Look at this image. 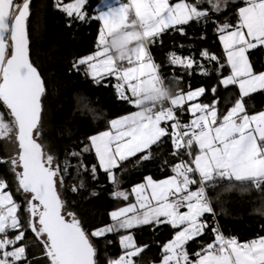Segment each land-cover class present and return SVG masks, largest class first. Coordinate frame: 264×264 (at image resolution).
I'll return each mask as SVG.
<instances>
[{"label": "snow or ice", "instance_id": "1", "mask_svg": "<svg viewBox=\"0 0 264 264\" xmlns=\"http://www.w3.org/2000/svg\"><path fill=\"white\" fill-rule=\"evenodd\" d=\"M205 2L212 12H221L237 0H116L115 5L109 3L106 10H96L90 17L101 25L95 50L77 59L73 69L83 70L96 84L103 81L108 86L106 82L115 79L117 98L137 110L110 120L107 130L88 137L89 143L70 155L82 157L94 151L98 165L91 166L92 179H97L99 168L114 185L118 184L115 170L123 162L138 153L143 155L137 164L152 159V147L164 144L165 138H170L171 155L178 162L171 166L173 174L162 180L147 176L131 193L114 191V198L128 201L132 195L134 202L111 211L112 223L89 234L62 195L70 167L67 156L61 164L42 142L46 82L30 55L31 0H0V140L12 146V154L0 157V164L9 165L15 191L24 198L22 215V205L11 190H5L9 184L0 178V264H33L35 257L29 259L27 254L29 229L43 246L46 264H98L91 237L150 224L174 230L173 238L162 245L160 264H264V236L241 242L225 236L218 224L212 228L215 239L211 243L192 254L186 247L209 227L206 214L215 219V204L223 211L224 196H243L256 190L264 197V111L250 114L246 106V98L264 90V71L255 72L250 60V50L264 47V0H242L235 24L225 19L216 25L223 61L206 49L200 53L218 65L219 86L238 89L239 95L226 113H220L218 97L210 104L189 103L205 95L204 87L193 90L189 84L187 92L178 89L169 95L161 65L154 62L148 48L170 29L184 34L182 26L192 21L206 23L210 13L199 7ZM87 4L88 0L64 4L56 0L54 7L69 18L85 21ZM136 27L149 43L117 61L108 47L109 38ZM169 62L187 69L189 76L194 65L201 75L211 74V69L192 56L171 53ZM225 67L230 69L227 76L222 75ZM172 78L177 82L183 79ZM211 92L216 96L217 87ZM178 111L189 114L190 120L183 123ZM77 168V175L89 171L82 159ZM85 186L80 179L71 191ZM254 211L264 214V198ZM119 242L122 254L109 259L108 264H136L134 258L148 247L138 246L130 233L120 235Z\"/></svg>", "mask_w": 264, "mask_h": 264}, {"label": "trees", "instance_id": "2", "mask_svg": "<svg viewBox=\"0 0 264 264\" xmlns=\"http://www.w3.org/2000/svg\"><path fill=\"white\" fill-rule=\"evenodd\" d=\"M22 0H17L20 2ZM72 0H62V4ZM56 0H31L30 18L28 21L30 33L31 59L42 73L46 82V96L44 97V132L42 142L47 150L54 154L63 164L67 156L70 167L65 177V187L62 189L63 198L67 201L71 210L81 218L82 224L90 234L93 230L102 228L112 223L109 213L126 204L132 203V195L128 201L114 198V191H131V189L152 176L156 180L164 179L173 173L171 166L178 162L172 153L170 138H165L161 146H153V158L147 161L136 162L143 153L130 158L122 163L121 168L115 170L118 184L114 185L102 170L97 172V179L91 177V166L98 165L94 151L83 153L82 157L71 156L70 153L80 152L88 137L109 128V121L124 114L134 111L136 108L129 103L119 100L115 89V79L96 84L90 77L84 75L83 70L77 72L73 69V63L82 57L92 54L100 28V23L90 17L96 15L95 6L98 0H90L86 5L87 17L85 21L74 20L66 16L64 12L54 7ZM236 5L229 4L228 8L221 12H210L207 22H190L181 34L176 30H168L161 35L160 42L155 41L149 46V51L154 62L161 65L166 83L175 95L178 89L185 92L204 87L206 93L200 97L203 102L211 103L219 98L218 108L220 113H225L235 102L239 95L235 86L225 89L218 85L219 78L214 61L209 62L201 57L202 50H208L224 59L222 45L218 39L216 25L227 19L230 23L236 21ZM71 24V26H69ZM201 37H204L203 39ZM175 53L181 57L192 56L199 63L211 69L210 75H201L200 69L193 66L192 75L188 70L179 66H173L169 62V56ZM250 60L256 72L264 71V49L258 47L250 50ZM83 69V66H81ZM229 73V68L222 70V75ZM173 76H182L177 82ZM216 86L217 93L213 96L211 89ZM247 109L250 113L264 108V90L252 94L247 99ZM187 108V106H184ZM177 115L183 123H187L189 114ZM169 125L171 122H168ZM0 157H5V151L0 142ZM81 159L88 167V172L80 171L77 175ZM0 178L9 184L8 190L13 192L14 199L22 205L23 198L16 193L13 177L8 170L7 163L0 164ZM80 179L85 181V188L78 192L71 191L73 185H78ZM95 192L96 195H92ZM262 194L252 190L249 194L224 196L223 211L220 204L214 208L219 216L223 231L230 237H237L239 241H249L257 236H264V214L254 211L261 205ZM26 219V216H25ZM26 226V224H25ZM133 233L138 246L148 247L140 256L134 258L136 264H155L161 260V248L164 243L171 240L174 230L167 225H143L127 232L109 233L103 237H94L97 248L98 264H108L109 259H116L122 254L119 236ZM31 242L27 249L29 259L33 264H46L43 260V246L35 240L31 230L26 233ZM215 239L212 229L205 230L201 237L194 238L186 247L189 253H195L203 245L211 243ZM111 241V243H108Z\"/></svg>", "mask_w": 264, "mask_h": 264}, {"label": "clouds", "instance_id": "3", "mask_svg": "<svg viewBox=\"0 0 264 264\" xmlns=\"http://www.w3.org/2000/svg\"><path fill=\"white\" fill-rule=\"evenodd\" d=\"M149 43L148 39L144 37L143 31L140 27H136L129 30H121L114 33L108 40V47L111 50L112 55L117 61L122 58H126L129 54L144 45ZM171 89L168 90V94L171 95Z\"/></svg>", "mask_w": 264, "mask_h": 264}, {"label": "rangeland", "instance_id": "4", "mask_svg": "<svg viewBox=\"0 0 264 264\" xmlns=\"http://www.w3.org/2000/svg\"><path fill=\"white\" fill-rule=\"evenodd\" d=\"M90 0H88V2H89ZM73 2V0L72 1H70V2H67V3H72ZM125 2H126V0H125ZM171 2H175V0H171ZM19 3H22V1H20ZM109 3H111V4H113V5H115V3H116V0H98V2H97V5L95 6V13H96V10H106V8L109 6ZM199 7H201L202 9H207L208 11H209V13L210 12H212V10H211V8H210V5L208 4V3H205V5H201V6H199ZM86 8V7H85ZM86 11V10H85ZM197 89V88H196ZM193 90H195V89H193ZM0 110H3L2 108H0ZM6 118H7V116H6ZM0 142L2 143V145H3V147H4V151H5V146L7 147V149H8V151H5V157L6 156H10L11 154H12V152H11V148H12V146H11V144H9L6 140H0ZM7 166H8V170H9V165L7 164ZM11 173V172H10ZM11 175H12V177H13V182H14V175H13V173H11ZM160 180H162V179H160ZM144 182V181H143ZM143 182H141V183H143ZM14 185H15V182H14ZM6 191H8V189H5ZM62 191V190H61ZM129 193H131V191H129ZM21 197L23 198V196L21 195ZM132 198H133V201H132V203L134 202V196H132ZM23 200H24V198H23ZM23 203H24V201H23ZM127 205V204H126ZM126 205H124V206H126ZM124 206H122V207H124ZM130 233V232H129ZM129 233H126V234H129ZM130 234H132L133 235V233H130ZM133 237H134V235H133ZM91 239H92V242H93V244L95 245V243H94V237H91ZM134 240H135V237H134ZM135 242H136V240H135ZM95 247H96V245H95ZM119 258V257H118ZM117 259V258H116ZM43 260L46 262V258L45 257H43ZM161 261V260H160ZM160 261L159 262H157V263H155V264H160Z\"/></svg>", "mask_w": 264, "mask_h": 264}, {"label": "built area", "instance_id": "5", "mask_svg": "<svg viewBox=\"0 0 264 264\" xmlns=\"http://www.w3.org/2000/svg\"><path fill=\"white\" fill-rule=\"evenodd\" d=\"M161 39H162V37L160 36V37H159L158 39H156L155 41L160 42ZM150 45H151V43L148 44V48H149ZM215 211H216V210H215ZM216 213H217V212H216ZM204 219L207 220V223H208V225H209V227H208L206 230H208V229H212L213 227L217 226V224H218L219 227H220V230L222 231V233H223L225 236L230 237L228 234H226V233L223 231V229H222V227H221V223H220V221H219L218 213H217L215 219H213V216H212L211 214H206L205 217H204Z\"/></svg>", "mask_w": 264, "mask_h": 264}, {"label": "crops", "instance_id": "6", "mask_svg": "<svg viewBox=\"0 0 264 264\" xmlns=\"http://www.w3.org/2000/svg\"><path fill=\"white\" fill-rule=\"evenodd\" d=\"M175 2H179V0H175ZM186 2H188V3H194L195 2V0H186ZM206 3V2H205ZM205 3H203L202 4V6L203 5H205ZM229 4H233V3H231V2H229ZM233 5H236V7L238 8V7H240V6H243V3H242V0H237V3H235V4H233ZM236 19H237V17H236ZM236 19H235V21H236ZM179 27V26H178ZM223 49V48H222ZM263 49H264V47H263ZM255 71V70H254ZM229 72H230V69H229ZM256 72V71H255ZM257 73H259V72H257ZM229 74V73H228ZM227 74V75H228ZM227 75H225V76H227ZM187 92V91H186ZM196 102H202V103H207V102H203V101H201L200 100V98H198V100L197 101H192V102H189V103H196ZM210 104V103H209ZM185 106H187V105H185ZM137 109H135L134 111H136ZM134 111H132V112H134ZM260 111H264V108L262 109V110H259V111H257V112H252V113H250V114H254V113H258V112H260ZM132 112H130V113H132ZM130 113H127V114H124V115H122V116H125V115H128V114H130ZM226 113V112H225ZM222 114V113H221ZM122 116H119V117H122ZM119 117H117V118H119ZM190 120V115H189V119H188V121ZM163 126V125H162ZM194 187V186H193ZM190 254H192V253H190Z\"/></svg>", "mask_w": 264, "mask_h": 264}]
</instances>
